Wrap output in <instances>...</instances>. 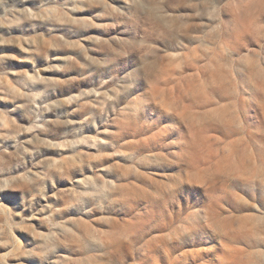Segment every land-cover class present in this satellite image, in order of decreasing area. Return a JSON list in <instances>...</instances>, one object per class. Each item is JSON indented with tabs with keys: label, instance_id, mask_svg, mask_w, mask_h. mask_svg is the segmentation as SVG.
I'll list each match as a JSON object with an SVG mask.
<instances>
[{
	"label": "rangeland",
	"instance_id": "rangeland-1",
	"mask_svg": "<svg viewBox=\"0 0 264 264\" xmlns=\"http://www.w3.org/2000/svg\"><path fill=\"white\" fill-rule=\"evenodd\" d=\"M0 264H264V0H0Z\"/></svg>",
	"mask_w": 264,
	"mask_h": 264
}]
</instances>
